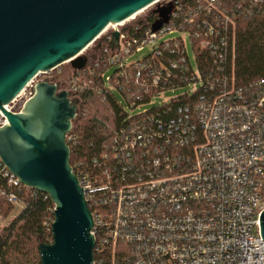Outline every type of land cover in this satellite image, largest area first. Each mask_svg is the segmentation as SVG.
<instances>
[{
    "label": "built area",
    "instance_id": "2783aa9c",
    "mask_svg": "<svg viewBox=\"0 0 264 264\" xmlns=\"http://www.w3.org/2000/svg\"><path fill=\"white\" fill-rule=\"evenodd\" d=\"M255 5L264 7V0H165L158 6L171 7L169 19L157 31L154 8L153 19L149 10L120 32L121 23L147 7L107 26L120 32L116 47L113 30L102 34L107 27L96 39L103 36L108 45L95 48V64L133 65L129 75L138 78L139 92L185 72L181 81L194 87L134 115L120 103L125 114L106 149L75 162L72 171L93 218L91 264H264V77L245 83L234 77L236 17ZM175 30L188 34L195 66L181 37L158 42ZM145 49L141 59L127 62ZM197 52L208 58L198 61ZM34 79L7 110L22 108ZM128 98L130 108L151 102ZM5 123L0 111V126ZM0 177L8 188L21 184L1 160ZM0 196L17 202L4 187Z\"/></svg>",
    "mask_w": 264,
    "mask_h": 264
},
{
    "label": "water",
    "instance_id": "95a60500",
    "mask_svg": "<svg viewBox=\"0 0 264 264\" xmlns=\"http://www.w3.org/2000/svg\"><path fill=\"white\" fill-rule=\"evenodd\" d=\"M155 0H0V160L19 182L47 194L54 205L52 239L38 245L41 264H91L93 218L70 165L66 137L79 101L47 79L33 86L22 108L7 110L38 74L69 62L88 63L81 54L110 24H118ZM157 31L168 22L170 6H157ZM126 31V27L120 32ZM120 32H111L110 45ZM100 43L96 44V48ZM264 239V210L259 217Z\"/></svg>",
    "mask_w": 264,
    "mask_h": 264
},
{
    "label": "trees",
    "instance_id": "16d2710c",
    "mask_svg": "<svg viewBox=\"0 0 264 264\" xmlns=\"http://www.w3.org/2000/svg\"><path fill=\"white\" fill-rule=\"evenodd\" d=\"M148 15L150 20L155 13L150 10ZM181 20L179 19L180 22ZM236 22V82L245 83L264 77V7L255 5L249 13H239ZM97 43L101 46L108 45L103 36ZM164 57L166 58L167 54H164ZM197 57L198 61L208 58L203 52H197ZM110 67L105 61H99L96 65L95 61L91 60L85 69L74 70L70 66L69 71L65 70L63 74L53 73L50 79L60 90L71 89L73 83L76 86V91L71 92V95L79 101L78 112L66 138L70 149V165L75 172V162L82 159L86 163L91 155L105 150L121 124L125 113L115 91L125 101L129 97L130 102L145 103L163 89L184 86L186 80L181 79H186L189 74L185 72L184 76L172 78L166 86L159 84L145 93L139 92L138 78L129 75L134 70L133 65L124 68L112 66L113 72L105 75ZM61 75H65V79L59 80ZM82 80L88 83L83 86ZM0 187L13 192L17 201L23 204L12 220L0 228V264H41L38 245L52 239L50 224L53 220V203L47 194L22 184L8 188L1 177ZM12 208L13 203L0 196V214L5 217Z\"/></svg>",
    "mask_w": 264,
    "mask_h": 264
},
{
    "label": "rangeland",
    "instance_id": "374dc122",
    "mask_svg": "<svg viewBox=\"0 0 264 264\" xmlns=\"http://www.w3.org/2000/svg\"><path fill=\"white\" fill-rule=\"evenodd\" d=\"M163 2L165 3V0L158 1L156 4L151 5L150 7H148V9H146L143 12L135 15V17H133L132 19H129L128 21H125V22L121 23L119 28L127 27L129 25L131 26V25L137 23L140 19L143 18V16L145 14H147V11L156 8L158 5L162 4ZM112 30H113L112 27L109 26V27H107L104 30V32L102 34H106L108 32H111ZM173 37L174 38L175 37H181L183 39L187 55H188L192 65L195 66V61H194L192 46H191V43H190V38H189V36H188V34L186 32L175 30L172 33H166V34H164L162 37H160L158 39V42H160L162 40H165V39L173 38ZM97 41L98 40L93 42L90 46H88L81 53V54L87 56L88 64L92 60L91 58L100 56L99 51L95 50ZM147 53H148V51H147V49H145L144 51H142L140 53L133 54L132 56L127 58V62L128 63H132V62H134V61H136L138 59H141ZM65 70L66 71L70 70V63L69 62H66V63H63V64L59 65L58 67L54 68L53 71L50 70L49 72H46V73H40L34 79L33 82H38V81L45 80V79L51 81L50 79L53 76V73H55V74H58V73L63 74V72H65ZM113 70H114V67H110L107 70V72L105 73V75L111 74L113 72ZM63 79H65V75H61L60 78H59V80H63ZM81 82H83V80ZM193 87L194 86L191 83H189V84H186L184 86H177V87L169 88V89L165 90L164 92L154 96L151 99V102H149L148 104H144L142 106H137L135 108H130L126 104V101L124 100V98L118 92L115 91V95H116L118 101L122 103V105H123L124 109L126 110V112H128L131 115H134V114L140 113V112H142L144 110L150 109L152 107H156L157 105H160V104H162L164 102H168L170 99H173V98H175V97H177L179 95L185 94V93L191 91L193 89ZM24 99H25V97L23 96L18 102H16L15 105H14V109H17ZM22 205L23 204L21 202L17 201L15 203H13V208H12V210L9 212V214L7 216L3 217L0 214V228L5 226V225H7L9 223V221L12 220V218L22 209Z\"/></svg>",
    "mask_w": 264,
    "mask_h": 264
}]
</instances>
